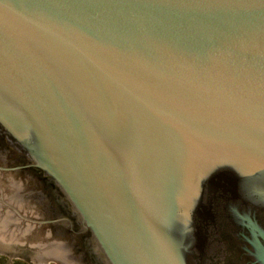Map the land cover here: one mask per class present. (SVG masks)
I'll use <instances>...</instances> for the list:
<instances>
[{
    "label": "water",
    "instance_id": "water-1",
    "mask_svg": "<svg viewBox=\"0 0 264 264\" xmlns=\"http://www.w3.org/2000/svg\"><path fill=\"white\" fill-rule=\"evenodd\" d=\"M0 146L95 264H264V0H0Z\"/></svg>",
    "mask_w": 264,
    "mask_h": 264
},
{
    "label": "rangeland",
    "instance_id": "rangeland-1",
    "mask_svg": "<svg viewBox=\"0 0 264 264\" xmlns=\"http://www.w3.org/2000/svg\"><path fill=\"white\" fill-rule=\"evenodd\" d=\"M4 156L0 152V167H9ZM39 193L20 175L0 171V264H80L58 245L61 240L50 239V228L38 229L21 218L19 212L34 220L41 217L34 202L41 200Z\"/></svg>",
    "mask_w": 264,
    "mask_h": 264
},
{
    "label": "flooded vegetation",
    "instance_id": "flooded-vegetation-1",
    "mask_svg": "<svg viewBox=\"0 0 264 264\" xmlns=\"http://www.w3.org/2000/svg\"><path fill=\"white\" fill-rule=\"evenodd\" d=\"M0 152L5 155L4 157L6 158V162L9 167H13L17 164L16 158H12L10 156V152L6 150V148L0 146ZM13 172L21 176L27 187L30 186L32 188L35 187L36 189H39L41 200L34 201L38 206L37 208L41 212V217L37 219H54L60 208L56 203L52 191L48 186H46L43 179L27 170H18ZM42 228H50V239L56 238L57 240H61L62 242L58 243V245L63 246V248H67V255H69V257H71V259L75 262L80 264H95L87 251L84 241L75 238L70 232L59 228L56 224L43 225Z\"/></svg>",
    "mask_w": 264,
    "mask_h": 264
}]
</instances>
